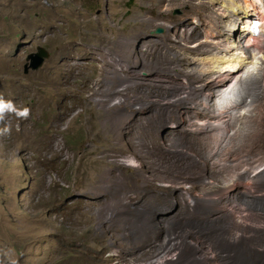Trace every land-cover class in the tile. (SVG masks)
I'll return each mask as SVG.
<instances>
[{"label":"rangeland","instance_id":"374dc122","mask_svg":"<svg viewBox=\"0 0 264 264\" xmlns=\"http://www.w3.org/2000/svg\"><path fill=\"white\" fill-rule=\"evenodd\" d=\"M196 2L0 0V98L30 109L0 120V264H155L163 255L172 258L164 264H264V177L226 189L203 159L206 141L190 122L173 140L176 120L165 113L169 92L186 96L195 59L173 47L214 10ZM39 47L50 57L25 74ZM195 100L177 104L179 119L198 117L188 114ZM207 182L219 186L203 195L210 202L185 203Z\"/></svg>","mask_w":264,"mask_h":264},{"label":"bare ground","instance_id":"6f19581e","mask_svg":"<svg viewBox=\"0 0 264 264\" xmlns=\"http://www.w3.org/2000/svg\"><path fill=\"white\" fill-rule=\"evenodd\" d=\"M164 1L169 3L173 0ZM194 1L199 2L202 6H207V8L212 7L214 10L207 15L196 17L194 21L197 26L192 34L186 30L183 33L185 45L176 44L173 50L179 48L195 55V59L191 62V70L188 69L187 75L184 74L187 76L188 83L186 81L187 84H183L180 90H182V94L186 95V98L196 99L193 104L197 109L192 108L188 114L195 113L198 117L193 120H187L185 117L179 119L177 104L188 106V104H192V100L185 97L174 99L169 92L170 95L165 100L167 101L165 113L176 120L173 123V128L176 129L173 140H176L185 130L182 123L190 122L197 132V137L206 141L208 153L202 155L204 160L208 157L212 162V168H208V171L212 173L213 170L216 178L224 175L226 189L238 185L240 188L239 183L241 185L244 183L252 188L258 184L257 180L264 177V158L256 154L260 136L264 133V124L262 123L264 121V55H262L264 54V0ZM253 26H260L261 33L258 36L253 33ZM201 27L203 30L200 31ZM199 32H203V37L200 38ZM195 36L198 37L193 42L194 46L189 47L188 44L194 40ZM254 59H259L260 66L256 71H251ZM185 60L186 58H184ZM190 72L195 75L198 82L199 79L207 78L208 83H205L209 87L204 83L206 87L197 85L194 88L196 82L193 84ZM162 73L171 78L173 76L171 71ZM205 91L208 93L204 94ZM176 123H179V126ZM163 145L159 160L166 162L168 160L165 159L164 154L171 151V144L163 142ZM150 146L157 147L155 143ZM152 152L154 150H149L146 156L141 154V157L146 159ZM133 153L136 155L135 150ZM143 167L159 177L167 176L169 173V171L161 173L160 167H150L146 163H143ZM154 168H158V172ZM216 187L219 186L209 182L202 187L197 199L191 198L192 194L190 196L188 192L187 196L184 194V201L188 203L189 200H193V203H190L193 205L196 201L210 202L212 199L207 201L203 195L207 192H215ZM177 205L179 204L177 203ZM195 208L190 211L197 210L199 207ZM164 231L168 235L166 239L172 240V235L178 232V221L173 218L169 219ZM215 231L218 233V230ZM229 246L227 241L222 247H215L222 254L223 250H227ZM211 251L214 252V250ZM232 252L234 253L233 249ZM171 259L163 255L157 258L154 263L164 264ZM187 260L189 263H195L194 253L190 252Z\"/></svg>","mask_w":264,"mask_h":264},{"label":"clouds","instance_id":"9594fccd","mask_svg":"<svg viewBox=\"0 0 264 264\" xmlns=\"http://www.w3.org/2000/svg\"><path fill=\"white\" fill-rule=\"evenodd\" d=\"M253 33L255 34L254 30H253ZM261 33V30L259 32V34ZM258 34V35H259ZM255 34V36H258ZM264 55V54H262ZM260 66V62H259V59H254L253 60V64H252V67H251V71H256ZM14 112L18 117H22V118H27L30 114V109L25 107L23 109H17L14 104L11 102V101H4L2 98H0V120L3 119L4 117V113L5 112ZM2 133L3 134H8L10 133V128L8 127H5L3 130H2ZM129 163H134V161H129Z\"/></svg>","mask_w":264,"mask_h":264},{"label":"water","instance_id":"95a60500","mask_svg":"<svg viewBox=\"0 0 264 264\" xmlns=\"http://www.w3.org/2000/svg\"><path fill=\"white\" fill-rule=\"evenodd\" d=\"M161 31L162 30H158V32H161ZM49 57H50L49 52L46 49L39 47L36 53L28 56L27 62L25 64L24 73L27 74L29 69L33 71L39 70L40 68L43 67V65L45 64V61Z\"/></svg>","mask_w":264,"mask_h":264}]
</instances>
